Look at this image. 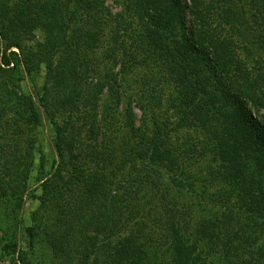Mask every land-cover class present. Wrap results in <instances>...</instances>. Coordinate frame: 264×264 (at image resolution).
I'll list each match as a JSON object with an SVG mask.
<instances>
[{"label":"trees","instance_id":"trees-1","mask_svg":"<svg viewBox=\"0 0 264 264\" xmlns=\"http://www.w3.org/2000/svg\"><path fill=\"white\" fill-rule=\"evenodd\" d=\"M243 1L237 10L230 1L119 0L123 11L113 14L104 0H0V264H264L236 246L247 227L233 226L246 204L264 233V115L251 110L264 111V66L248 69L225 31L253 22L264 54V0ZM104 38L121 73L127 62L154 70L157 84L137 102L148 117L142 132L131 100L118 123L115 76L96 91L109 94L102 120L93 111L75 122L88 57ZM166 87L182 102L178 128L199 132L241 186L246 198L234 216L189 221L168 198L174 143L155 120ZM88 101L94 108L97 95ZM45 127L53 150L47 171L37 139ZM34 185L38 207L25 226Z\"/></svg>","mask_w":264,"mask_h":264},{"label":"rangeland","instance_id":"rangeland-1","mask_svg":"<svg viewBox=\"0 0 264 264\" xmlns=\"http://www.w3.org/2000/svg\"><path fill=\"white\" fill-rule=\"evenodd\" d=\"M104 1L105 6L113 14L123 11V7L119 4V0ZM210 1H213L215 7L222 5L225 7L230 1L232 2L231 7H236V9L237 6L239 7L242 4L245 6L247 3L243 0H206L208 3ZM224 1L225 3L223 4ZM244 8L249 9V7ZM246 17L250 19L248 14ZM188 20L190 23V16H188ZM237 24V21H235L237 27L235 26L236 28H234L233 31H230L229 26L225 28V31L232 37V41L235 44L240 59L250 70L264 66V54L261 55L258 50V38H260V34L256 24H253L251 21L249 25H244V27H240V25ZM133 26L136 27L134 24ZM242 29H246L249 39L246 38ZM129 35L132 34L130 33ZM111 45L110 39L104 38L102 47L100 46L97 52L88 57L87 62L91 69L89 70L90 74L88 78L84 77L82 81V87L86 90L85 100L82 98L80 101L81 104L79 105V114L82 116L77 117L75 122L78 126H81L85 123L87 114L93 111L97 113L99 120H102V111L104 105L109 101V94L107 93L106 87L100 94H96V91L101 85H105L109 77L115 76L117 78V94L123 101L117 109L118 123L122 126L125 102L131 100L135 114L136 127L142 132L144 130L143 125L148 117L143 116L141 110L138 109L137 102L146 94V91L149 94L151 89L157 84L154 80V70L151 71V68H143V64H141V66H135L127 62L125 63V70L127 71L121 73L119 57L110 55ZM141 58L142 56L137 55L138 60H141ZM42 83L43 74L36 78L38 91H40ZM143 84H145L144 87ZM142 90L143 95L141 93ZM160 90L159 88V91ZM162 91L161 93L158 92L162 105L160 109H156L158 111L156 112L155 120L157 123L163 124L165 133H170L173 138L174 154L177 162L173 167L167 168L169 172L167 171L164 173L166 183L170 185V195L168 198H172L176 201L177 212L189 221L203 216L206 220L201 219L202 221L216 222V220L221 219L225 213L226 215L229 213L227 217L234 216V212H237L240 206L238 203H240V201L243 203L246 198L242 193L241 186L235 181H231L230 177L220 168V162L215 161L216 158L213 156L214 154L211 153L210 147L206 145V139L199 134V132L178 128L181 118L182 102L177 99L178 97L171 87L163 88ZM93 95H97V102L94 104V108L90 106L88 101ZM251 110L253 116L264 115L263 110L259 111V114L256 113L254 109ZM88 125L89 122L85 125L84 133H89ZM98 127L99 133H105L106 130L101 123ZM49 133L48 127H45L40 130L37 137L38 146L44 155L43 162L46 171L53 161V150ZM39 157V155H36L34 173H36L39 168ZM120 179H122V176H120ZM28 195H30V198H27L23 210V222L25 226L30 225V213L35 211L38 207V202L32 199V195H40L38 185L32 186ZM143 196L146 198L155 195L146 193ZM155 199L157 200L159 197L156 195ZM177 212H175V214ZM251 213L252 211L249 205L241 204V214L239 217L243 218V220L240 222L235 220L233 226L237 229L239 224H243L244 228L247 227V229H245L246 232L241 241L236 242V246H239L240 249L249 251L254 258L264 263V233L259 232L257 229L255 222L258 223V220L254 221ZM220 225H224L223 229H226L225 223L219 224V226ZM1 264H8V262L4 261Z\"/></svg>","mask_w":264,"mask_h":264}]
</instances>
